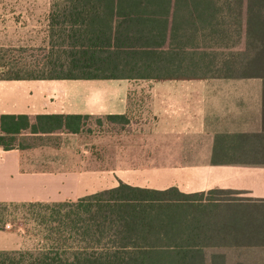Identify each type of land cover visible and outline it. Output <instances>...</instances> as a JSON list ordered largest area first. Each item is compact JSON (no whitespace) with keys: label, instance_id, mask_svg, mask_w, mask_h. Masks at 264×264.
Masks as SVG:
<instances>
[{"label":"crops","instance_id":"obj_1","mask_svg":"<svg viewBox=\"0 0 264 264\" xmlns=\"http://www.w3.org/2000/svg\"><path fill=\"white\" fill-rule=\"evenodd\" d=\"M35 2L0 0V48L28 41L39 47L36 63L67 68L57 64L73 56L67 55L66 42L55 35L50 40L49 3ZM42 4L44 9L32 8ZM103 4L112 5V12L125 5ZM239 6L234 16L221 10L211 20L217 25L200 21L195 30L190 21H175L171 8L168 14L144 16L159 29L144 30L142 24L136 29L129 22L140 19L112 14L102 35L108 39L103 57L90 67L169 71L166 75L0 77V115H26L30 123L42 114L93 120L90 133L81 126L75 133L26 129L17 135L57 136L54 149L46 143L0 147V203L75 202L120 183L155 191L174 188L168 200L153 202L146 212L152 238L136 244L167 247V253H151L146 260L264 264V75L209 72L264 70V30L248 28L246 1ZM146 37L164 38V43L145 47L127 40ZM193 38L204 40H185ZM193 68L201 72H184ZM177 193L188 197L182 200ZM16 236L0 228V251L18 249Z\"/></svg>","mask_w":264,"mask_h":264},{"label":"trees","instance_id":"obj_2","mask_svg":"<svg viewBox=\"0 0 264 264\" xmlns=\"http://www.w3.org/2000/svg\"><path fill=\"white\" fill-rule=\"evenodd\" d=\"M60 1L62 2L60 5H54L58 9L49 17V34L50 38L55 35L58 42L67 43L69 49L66 53L69 57L72 55L73 59L67 64H57L67 68L48 69L57 71L56 75H12L1 78H98L117 76L120 73L166 75L170 72L150 69L118 71L90 67L94 65H90V62L103 57V47L108 39L102 35L105 30H109L106 22L112 14H123L126 18L140 19L137 22H129L137 25L134 27L136 29L141 28V24L144 30L159 29V23H154L153 19H145L144 16L148 13L168 14L171 8L172 17H176L175 21H187V23L190 21L191 25H188L195 30L200 28L198 24L196 25L200 21L206 22L209 26L217 25V22L212 23L211 20H214L221 10L234 16L240 10L241 0H117L124 2L125 5H117L115 12H112L114 8L112 5L103 4L113 0ZM245 1L248 28L264 30V0ZM170 2L173 3L172 6L169 5ZM178 3H186V5ZM183 11L185 13L177 14ZM53 25L57 28H52ZM127 40L140 42L145 47H150L151 44L162 46L164 43V38L158 37H146L142 41ZM185 40H193L198 44L204 39ZM74 60L86 63L71 64ZM184 72L197 74L201 71L193 68ZM209 72L228 76L264 75V70L215 69ZM85 118L86 116L83 115L42 114L36 115L34 122L30 123L26 115L1 114L0 147L4 150L14 148L18 145L15 144V136L26 129L31 133H48L58 129H65L71 133L78 132ZM176 192L174 188L155 191L120 183L114 188L87 195L75 202L28 203L27 206L39 205L45 210L42 220L47 222L48 229L53 233L51 237L54 246V250L50 247L44 252H39L38 256L28 264H166L146 259L151 257L148 256L151 253H167V247L137 245L136 240L152 238L151 221L146 215L152 203L166 201L167 196ZM177 194L182 200L188 197ZM3 204L5 203H0L1 206ZM0 228H3V225H0ZM62 234L78 237V242L69 253V257L61 255L60 247L65 246L64 243H59L60 240H65L60 238ZM128 242L130 244L126 245L125 243ZM19 256L21 259L23 255L19 254ZM20 259L15 260L7 252L0 251V264H20Z\"/></svg>","mask_w":264,"mask_h":264},{"label":"rangeland","instance_id":"obj_3","mask_svg":"<svg viewBox=\"0 0 264 264\" xmlns=\"http://www.w3.org/2000/svg\"><path fill=\"white\" fill-rule=\"evenodd\" d=\"M35 1L36 0H32V3H38ZM47 1L49 3L48 7L51 10H49L50 14L54 13L58 9V7L54 5H60V3H62L60 0ZM45 7L46 6L44 4L41 6H32V8L41 9H44ZM52 28L56 29L57 27L53 25ZM50 40L52 41V38H50ZM24 43L25 44H19L15 47L0 48V77L12 75L48 76L56 75L58 73L57 71L48 70L44 67V64L36 63L39 61V47L31 46L28 41ZM91 121L93 122L92 119H83L82 131L90 133L89 127L92 125ZM38 143H46L54 149L55 146L59 144V140H57V136H45L39 138L33 137L32 139H25L23 136H15V144L18 145H34ZM45 213V210L43 208L41 209L39 205H0V225H3V227H6L16 233L17 242L19 244L18 249L5 252H7L15 260L20 259L19 254L23 255L20 259V264H28L34 257L38 256L39 252H44L50 247L54 250V246L52 244L53 238L51 237L53 236V233L48 229L46 224L47 222L42 220V216ZM53 232L55 233V231ZM60 238L65 240H60L59 243H64L65 246H69L60 247V251L62 252L61 255L63 257H69V253L73 248H75L76 243L78 242V237L62 234ZM106 240L109 241L110 239Z\"/></svg>","mask_w":264,"mask_h":264}]
</instances>
